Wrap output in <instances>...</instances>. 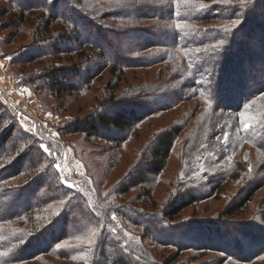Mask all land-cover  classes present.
Segmentation results:
<instances>
[{
	"label": "trees",
	"instance_id": "trees-1",
	"mask_svg": "<svg viewBox=\"0 0 264 264\" xmlns=\"http://www.w3.org/2000/svg\"><path fill=\"white\" fill-rule=\"evenodd\" d=\"M0 1L9 5L6 9H0V32L6 33L4 44L7 46L18 39L29 17L37 14L35 26L31 30L33 47L22 52L20 50L18 56L11 59L13 66L18 68V78L23 84L38 93L47 91L53 98L60 101L66 97L81 95L84 88L89 87L98 73L99 77L105 72L108 73V80L103 89V99L98 98L100 103L90 113L76 118L74 123L65 129L68 133L82 134L88 138L116 143L117 141L106 133L114 131L124 134L131 129L136 131L138 126H135L148 117V113L146 117L144 116L148 110L144 107L140 108V105L134 102L154 95L153 89L156 87L128 82L127 74L131 69L139 70L160 65V75L163 76L166 71L170 76L171 90L175 84L183 82L186 92L184 91L182 95L187 94L188 97L203 99L212 103L211 107L214 110L228 109L239 116L245 110L246 104L264 93V72L257 73L260 70L259 67L264 65V35L260 38L258 28L247 26L250 21L257 22L260 4L264 5V0H217L216 2L165 0L161 4L150 6L152 8H149L151 10L149 17L156 19L157 23L147 29L135 24H127V21L148 16L145 12L138 16L139 8L130 5H125L131 8L129 12L104 2L101 6L89 10L88 0H74L78 6H81H79V12L97 15L95 24L83 25L80 22L84 20V16L81 17L80 13L77 15L74 13L73 17L57 13V0ZM142 7L145 6L142 4ZM220 7L231 11L232 16H220L218 12ZM242 18L245 20L243 28L248 27L246 31L242 30L246 32L247 37L238 38V42H233L232 45L230 40L235 36L228 30V26L199 25L213 21L234 22ZM160 22L165 25H161ZM142 32L150 35L154 41L150 39L143 46L136 42L132 43L131 35ZM255 40L256 44L253 45ZM42 42L47 44H41ZM146 51L149 53L146 54ZM47 59L50 61L43 68L30 72L24 71L27 66ZM86 65L97 66V73L86 70ZM166 68L168 70H165ZM172 81L174 84L170 86ZM151 91L153 92L150 94ZM155 91L158 92V90ZM180 101L181 99L169 106L176 105ZM109 107L113 109L110 110ZM165 107H167L166 104L161 108ZM182 130L180 124L173 125L155 138V145L149 153L146 169L139 171L126 184H122L119 188V196L141 187L142 199L153 198L152 189L147 187L146 179L148 176L158 177L167 169L173 148ZM14 131L13 124H9L6 117L0 113V203L7 202L11 194L20 203L25 201L24 207L20 210L14 209L7 211L4 215L0 214V264H24L28 261H37L47 252L53 253L63 261L74 260L76 263L79 260L86 261L81 264L178 263L179 254H182L187 246L184 243L177 244L175 241L159 239L154 235L155 230L149 226L143 228L144 235L140 242L150 238L156 245L175 247L178 255L159 262L152 256L153 251L139 253L127 239H123L128 247L115 242L118 243L117 253L111 257L104 254L100 258L101 251L105 253L108 247L106 242H109L107 239L109 236H112L114 240L120 239H115L114 234L111 235L113 230L120 231L119 226L114 223L110 226V223H103L101 219L98 221L81 197L71 200L55 194L56 189L62 188L60 185L56 186L58 188H52V191L49 190L47 194L41 192L50 185L54 187L52 179L57 176L56 171L52 168V163L45 159V155L41 154L40 143L33 135L15 137ZM260 141L253 135L250 136V142H255L256 147L264 151V145H261L263 142L260 143ZM26 170L34 172L33 179L31 178L32 180L25 184L12 185L13 179L26 174ZM50 179L53 182L50 183ZM31 191H34L33 198L23 197L25 193ZM257 191L258 189L251 190L233 199L223 211L222 217L232 218L241 214L249 206ZM59 201L64 202V206L57 205L49 208L51 204ZM199 201L200 199L193 195L181 201L170 200L167 203L168 206L157 214L160 217L158 219L153 217L149 221L159 231H163L162 224H176L182 214L195 207ZM46 209L57 213V216L50 218L54 223L52 230H49L45 222L49 219V212ZM116 214L120 215L125 222L141 226L137 221V219H143L140 215L133 212L127 213L125 208L120 209ZM134 215H136L135 218ZM262 219L264 220V214ZM93 224L99 226L104 224V227L95 229L100 238L96 237L90 247L89 244L88 247L77 244L63 249L59 247L61 242L70 236L64 228L78 229L77 227H80L82 236L79 239H86L87 230L93 229L91 227ZM190 225L187 223L182 228L174 226L173 229L195 234L197 240L191 249L203 252L219 250V247L200 246L199 240L206 232L196 227L198 232L195 233L192 231L194 227ZM57 226L59 228L61 226V232L58 229V233L54 234ZM203 228L206 227L203 226ZM239 228H235L238 229L239 235H244L243 229H251L250 231L254 233L248 232L246 236L258 233L255 237L259 240L264 237L262 234L264 229L261 225L258 226L259 232L252 231L254 230L252 227H245L240 232ZM207 230L211 237L219 234L212 227H207ZM224 230L222 234L228 237L230 231ZM46 234L49 242L44 249H40Z\"/></svg>",
	"mask_w": 264,
	"mask_h": 264
},
{
	"label": "rangeland",
	"instance_id": "rangeland-1",
	"mask_svg": "<svg viewBox=\"0 0 264 264\" xmlns=\"http://www.w3.org/2000/svg\"><path fill=\"white\" fill-rule=\"evenodd\" d=\"M208 1L216 2L217 0ZM87 2L90 6L89 10L101 6L103 2L114 4L128 12L131 8L125 5L137 7L139 8L138 16L142 12L148 16L127 21V24H135L140 28L147 29L157 23L156 19L149 17L151 15L149 8H152L150 6L161 4L165 0H88ZM142 4L145 7H142ZM7 6L9 5L0 1V9H6ZM79 6L74 0H57L56 12L69 17H73L74 13L75 15L80 13L81 17L84 16V20L80 24H95L97 15L81 13ZM259 11L257 22L251 23L250 21L247 26L258 28L260 30L257 31L260 32L259 37L262 38L261 35H264V5L262 3ZM218 12L220 16H232L231 11L224 7H220ZM246 17L244 18L247 19ZM36 19L37 14L29 17L18 39L11 45L4 44L6 33L0 32V113L6 117L9 124H13L15 127V137L33 135L40 143L41 154L45 155V159L52 163V168L56 171L57 176L52 179L54 182L51 179L49 182H53L54 187L50 185L41 192L47 194L49 190L52 191V188H58L56 186L60 185L62 188L56 189L55 194L71 200L81 197L98 221L101 219L103 223H110V226L113 223L119 226L120 231L113 230L111 235L114 234L115 239H120L114 240L112 236H109L107 238L109 242H106L108 247L105 249V253L101 251L100 258L104 254L111 257L117 253L118 243L115 242L127 246V242L123 239H127L139 253L153 251L152 256L159 262L168 257H174L178 251L173 246L156 245L150 238L140 242L144 235L143 228L149 226L155 230L154 235L159 239L175 241L177 244L184 243L187 246V249L179 254L180 259L177 264H264V237L259 240L255 237L258 233L252 235L254 232H251V229H243L252 227L254 229L252 231L259 232L258 226L260 225L264 229V220L262 219L264 214V151L257 148L255 142H250V136L253 135L254 138L261 140L260 143L263 142L261 145H264V93L246 104L245 110L239 116L231 113L228 109L214 110L211 107L212 103L203 99L188 97L187 94L182 95L186 90L183 82H178L171 90L172 88L169 87L170 76L166 71L163 76L160 75V65L139 70L131 69L127 74L128 82L156 87L153 89L154 92H150V94L153 92L154 95L134 102L140 105V108L144 107L148 110L144 114L146 117L148 113V117L144 122L135 126H138L136 131L131 129L124 134L114 131L106 133L114 138L116 143H110L104 139L88 138L82 134L68 133L65 129L74 123L76 118L90 113L100 103L98 98L99 100L103 99V89L109 75L105 72L99 77L98 73L89 87L84 88L81 95L66 97L60 101L53 98L47 91L38 93L23 84L18 78V68L13 66L11 59L18 56L20 50L22 52L33 47L31 30L35 26ZM238 21V24L226 20L223 23L213 21L199 25L203 27L228 26V30L235 36L231 37L232 45L233 42H238V38L247 37L244 31L248 27L243 28L245 20L242 18ZM161 25H165V23H161ZM131 36L132 43L136 42L141 46L149 42L150 39L154 41V38L144 32ZM260 38H258L259 42ZM114 42L117 45V42ZM41 44L47 43L42 42ZM255 44L256 40L253 45ZM255 48L257 49V47ZM148 53L146 51V54ZM49 61L47 59L29 65L24 71L30 72L37 68H43ZM96 67L86 65L85 68L97 73L98 68ZM259 68L257 73L262 74L264 65ZM173 84L172 81L170 86ZM179 99L181 101L176 105L169 106ZM164 104L167 107L161 108ZM177 124H180L183 130L175 143L167 169L158 177L148 176L146 179L147 187L152 189L153 198L142 199L141 187L119 196L120 186L126 184L139 171L146 169V162L155 145V138L160 136L165 129ZM25 173L15 177L12 185L28 183L27 181L32 180L35 176L32 171L26 170ZM257 189L258 191L249 206L241 214L232 218L222 217L223 211L233 199ZM33 192L25 193L23 197L31 199L34 197ZM189 195L199 198L200 201L195 207L185 211L176 224L164 223L162 224L163 231H159L150 223L149 220L153 217L156 219L160 217L157 214L168 206L167 203L170 200L181 201ZM24 202L20 203L11 194L7 202L0 203V214L4 215L7 211L14 209L20 210L21 207H24ZM63 203L56 202L49 208L57 205L64 206ZM123 208L127 210V213L133 212L142 216L143 219H137L141 226L125 222L120 215L116 214ZM46 211L49 212V219L45 222L49 226V230H52L54 223L50 218L57 216V213L51 209H46ZM133 217L135 218L136 215ZM187 223L191 224L190 227H194L192 231L195 233L198 232L196 231L198 227L206 232L199 240L200 246L219 247L218 252L191 249L197 240L195 234H187L184 231H179L180 229H173L174 226L182 228ZM98 226L93 224L91 226L93 229L88 228L86 239H79L82 236V231H79L80 227H77L78 229L64 228L71 237L68 236L63 240L59 247L63 249L74 244L87 247L89 244L90 247L96 237L100 238L95 229H101L104 224ZM207 227L216 229L219 234L217 233L216 237L209 236ZM235 228H239L240 232L243 229L244 235H239L238 229ZM58 229L61 232V226L54 229V234L58 233ZM224 229L229 230L231 236L225 237L222 234ZM248 232L252 233L251 236H246ZM48 242L47 235L39 248L44 249ZM88 254L90 253L88 252ZM129 258L131 259V257ZM83 262L86 261L79 260L77 263L74 260L63 261L53 253L47 252L41 256V259L28 261L24 264H81Z\"/></svg>",
	"mask_w": 264,
	"mask_h": 264
},
{
	"label": "snow or ice",
	"instance_id": "snow-or-ice-1",
	"mask_svg": "<svg viewBox=\"0 0 264 264\" xmlns=\"http://www.w3.org/2000/svg\"><path fill=\"white\" fill-rule=\"evenodd\" d=\"M234 23H237V24H238V23H239V21H234Z\"/></svg>",
	"mask_w": 264,
	"mask_h": 264
}]
</instances>
